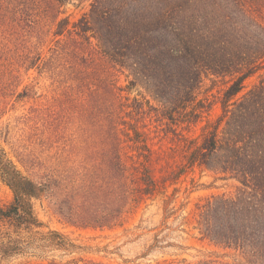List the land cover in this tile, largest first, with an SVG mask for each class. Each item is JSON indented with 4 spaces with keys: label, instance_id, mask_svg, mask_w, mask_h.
I'll return each mask as SVG.
<instances>
[{
    "label": "trees",
    "instance_id": "1",
    "mask_svg": "<svg viewBox=\"0 0 264 264\" xmlns=\"http://www.w3.org/2000/svg\"><path fill=\"white\" fill-rule=\"evenodd\" d=\"M254 1L0 0L5 38L42 45L56 23L48 58L28 52L23 60L56 94L36 110L50 134L46 174L27 178L0 152V177L14 194L0 205V264L34 242L66 248L57 233L31 234L42 227L33 200L48 199L69 225L104 229L195 167L238 183L235 195L196 205L202 237L238 253L231 264H264V21L253 15ZM84 3L76 22L58 20L62 7ZM118 74L127 86H118ZM206 80L226 86L220 114L191 139L184 132L212 106L198 99ZM133 89L139 98L123 95ZM76 121V135H65Z\"/></svg>",
    "mask_w": 264,
    "mask_h": 264
},
{
    "label": "rangeland",
    "instance_id": "2",
    "mask_svg": "<svg viewBox=\"0 0 264 264\" xmlns=\"http://www.w3.org/2000/svg\"><path fill=\"white\" fill-rule=\"evenodd\" d=\"M251 7L253 15L264 21V0L254 1ZM86 10L87 3L79 7L68 4L61 8L58 20L68 17L70 22H76ZM55 29L56 23L48 26L50 32L42 45L35 39H8L0 35V152H4L23 176L34 181H39L46 174L48 152L44 141L50 135L36 110L48 107L56 94L47 75L41 73L37 65L23 64V60L28 52H31V57L40 52L44 60L47 59ZM116 79L118 86L128 85L129 79L125 74H118ZM225 87L220 81L204 82L198 99L208 98L212 106L196 125L184 132L187 137L199 139L203 127L216 120L220 114L217 97ZM139 92L140 89H133L123 95L139 98ZM77 128L78 121L66 130L65 135H76ZM148 144L160 151L157 139L150 140ZM154 168L155 176L161 180V163L156 161ZM222 176L195 167L177 183H168L164 189L160 188L153 197L131 204L112 227L104 229L69 225L54 213L48 199L33 200L35 215L42 227L34 229L31 234L57 233L66 248H40V244L34 242L26 246L23 253L1 264H83L88 261L101 264L234 263L235 258H240L238 253L204 239L195 217L196 205L206 199L223 194L235 195L238 183L222 180ZM13 199V191L0 177V205H9ZM28 236L31 235L22 234L25 239Z\"/></svg>",
    "mask_w": 264,
    "mask_h": 264
}]
</instances>
